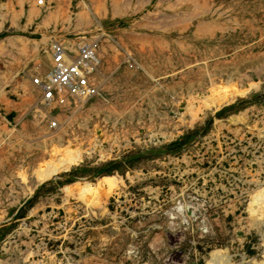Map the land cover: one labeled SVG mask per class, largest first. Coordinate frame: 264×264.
<instances>
[{
  "label": "rangeland",
  "instance_id": "obj_1",
  "mask_svg": "<svg viewBox=\"0 0 264 264\" xmlns=\"http://www.w3.org/2000/svg\"><path fill=\"white\" fill-rule=\"evenodd\" d=\"M102 31L98 95L43 106ZM263 209L264 0H0V264H264Z\"/></svg>",
  "mask_w": 264,
  "mask_h": 264
},
{
  "label": "built area",
  "instance_id": "obj_2",
  "mask_svg": "<svg viewBox=\"0 0 264 264\" xmlns=\"http://www.w3.org/2000/svg\"><path fill=\"white\" fill-rule=\"evenodd\" d=\"M100 35H77L55 40L51 46L52 71L50 76H37L33 83L41 91L43 106L78 104L99 93L96 75L101 48ZM57 127V122L52 123Z\"/></svg>",
  "mask_w": 264,
  "mask_h": 264
},
{
  "label": "crops",
  "instance_id": "obj_3",
  "mask_svg": "<svg viewBox=\"0 0 264 264\" xmlns=\"http://www.w3.org/2000/svg\"><path fill=\"white\" fill-rule=\"evenodd\" d=\"M67 39H70V38H62V39H58V40H65V41H66ZM54 41H55V40H54ZM54 41H53V42H54ZM53 42H52V43H53ZM52 43H51V45H50V50H51ZM50 52H51V51H50Z\"/></svg>",
  "mask_w": 264,
  "mask_h": 264
},
{
  "label": "bare ground",
  "instance_id": "obj_4",
  "mask_svg": "<svg viewBox=\"0 0 264 264\" xmlns=\"http://www.w3.org/2000/svg\"><path fill=\"white\" fill-rule=\"evenodd\" d=\"M41 3H42V2H41ZM258 208L260 209V207H258ZM261 208H262V207H261ZM259 209H258V210H259ZM263 210H264V209H263Z\"/></svg>",
  "mask_w": 264,
  "mask_h": 264
}]
</instances>
